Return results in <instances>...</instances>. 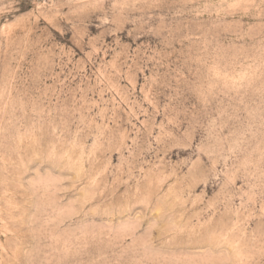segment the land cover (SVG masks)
<instances>
[{
  "label": "rangeland",
  "instance_id": "obj_1",
  "mask_svg": "<svg viewBox=\"0 0 264 264\" xmlns=\"http://www.w3.org/2000/svg\"><path fill=\"white\" fill-rule=\"evenodd\" d=\"M0 264H264V0H0Z\"/></svg>",
  "mask_w": 264,
  "mask_h": 264
}]
</instances>
